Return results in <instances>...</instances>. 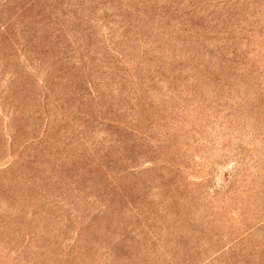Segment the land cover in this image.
<instances>
[{"label": "rangeland", "instance_id": "obj_1", "mask_svg": "<svg viewBox=\"0 0 264 264\" xmlns=\"http://www.w3.org/2000/svg\"><path fill=\"white\" fill-rule=\"evenodd\" d=\"M0 264H264V0H0Z\"/></svg>", "mask_w": 264, "mask_h": 264}]
</instances>
